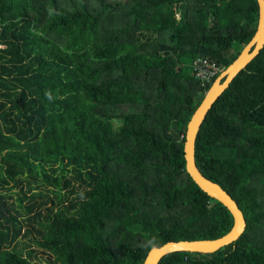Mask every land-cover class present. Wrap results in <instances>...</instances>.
<instances>
[{"label":"trees","instance_id":"trees-1","mask_svg":"<svg viewBox=\"0 0 264 264\" xmlns=\"http://www.w3.org/2000/svg\"><path fill=\"white\" fill-rule=\"evenodd\" d=\"M258 20L256 0H0V264H142L154 246L228 233L234 217L190 179L183 143ZM198 57L221 67L204 85ZM194 147L247 224L157 264H264V47Z\"/></svg>","mask_w":264,"mask_h":264},{"label":"water","instance_id":"water-1","mask_svg":"<svg viewBox=\"0 0 264 264\" xmlns=\"http://www.w3.org/2000/svg\"><path fill=\"white\" fill-rule=\"evenodd\" d=\"M256 2L259 8V20L253 39L237 58L215 76L202 101L187 123L183 143L185 168L190 179L207 196L219 201L231 211L234 217L233 227L225 235L214 239L179 240L177 242H166L161 246H154L149 250L142 264H157L158 260H160L163 255L175 251L200 253L214 252L236 241L245 230L247 221L238 203L219 184L213 183L205 178L196 166L194 145L199 126L216 97L229 85L234 75L243 68L251 58L258 55L264 47V0H256Z\"/></svg>","mask_w":264,"mask_h":264},{"label":"built area","instance_id":"built-area-1","mask_svg":"<svg viewBox=\"0 0 264 264\" xmlns=\"http://www.w3.org/2000/svg\"><path fill=\"white\" fill-rule=\"evenodd\" d=\"M191 68L195 78L198 79L202 85L208 83L211 76L221 70V67L216 65L213 61L200 57L192 60Z\"/></svg>","mask_w":264,"mask_h":264},{"label":"rangeland","instance_id":"rangeland-1","mask_svg":"<svg viewBox=\"0 0 264 264\" xmlns=\"http://www.w3.org/2000/svg\"><path fill=\"white\" fill-rule=\"evenodd\" d=\"M221 71H222V70H221ZM221 71H220V72H221ZM34 246H37V245H34ZM28 248H31V246H29ZM37 248H38V246H37ZM39 255L43 256V253L39 252ZM41 256H40V259H42Z\"/></svg>","mask_w":264,"mask_h":264}]
</instances>
